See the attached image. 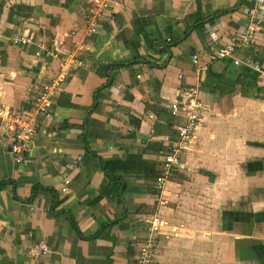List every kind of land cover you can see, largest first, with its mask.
<instances>
[{
	"label": "crops",
	"instance_id": "0c3cea01",
	"mask_svg": "<svg viewBox=\"0 0 264 264\" xmlns=\"http://www.w3.org/2000/svg\"><path fill=\"white\" fill-rule=\"evenodd\" d=\"M96 2L0 0V104L37 118L21 162L0 126V264H134L154 217L168 224L156 264L194 248L218 257L185 264H264V6L250 19L253 0ZM189 87L204 120L165 175ZM174 238L192 249L167 252Z\"/></svg>",
	"mask_w": 264,
	"mask_h": 264
},
{
	"label": "built area",
	"instance_id": "2783aa9c",
	"mask_svg": "<svg viewBox=\"0 0 264 264\" xmlns=\"http://www.w3.org/2000/svg\"><path fill=\"white\" fill-rule=\"evenodd\" d=\"M99 7L98 14H102L103 10L109 6L111 0H96ZM254 5L247 12L248 18H255L260 8L264 6V0H253ZM256 29L254 24L248 26V32L253 33ZM248 40V38H245ZM237 43L229 42L223 46L212 47L211 58L219 59L232 56ZM195 64L199 63V54L192 56ZM235 63H239V59H234ZM204 69L205 66H200ZM65 78L64 73L56 80L45 83L43 90L36 98L34 104L39 112L48 111L52 107L53 98L62 90V81ZM183 101V111L186 114V121L178 126V139L171 145L169 152L164 155V174L168 175L173 168L182 166V156L191 147V143L195 138V131L204 120L203 109L204 103L199 96V91L195 87H189L181 92ZM173 110L177 111V106L173 105ZM2 124L9 126L11 140L4 144L9 148L17 162L23 160L24 152L27 147L30 136L37 126V118L34 115L25 113H14L9 107L0 104V126ZM165 175L158 178V184L163 189L165 184ZM64 193L68 192L67 187H63ZM167 221L154 217L148 224L143 239L137 246V258L134 264H156V256L158 252V243L163 228L167 227ZM45 248V244H40Z\"/></svg>",
	"mask_w": 264,
	"mask_h": 264
},
{
	"label": "rangeland",
	"instance_id": "374dc122",
	"mask_svg": "<svg viewBox=\"0 0 264 264\" xmlns=\"http://www.w3.org/2000/svg\"><path fill=\"white\" fill-rule=\"evenodd\" d=\"M191 240H186V239H183V238H174V240H168V243H166L163 247V249L167 250V252H169L170 249H178L179 251L181 252H186L188 250H191V245L190 242ZM196 242V241H194ZM200 242V241H199ZM209 244H210V247H214L215 244L219 247V242H217V239L216 241L215 240H212L210 239L209 241ZM193 255H191V251L188 253V254H184V255H173L172 258H173V261H171L170 259V262L168 261V264H176V263H180V264H185L187 262H190V263H199V261L201 259H211L214 261H216L218 255L217 254H209V255H206L205 253H201V250L200 249H195L193 250Z\"/></svg>",
	"mask_w": 264,
	"mask_h": 264
}]
</instances>
